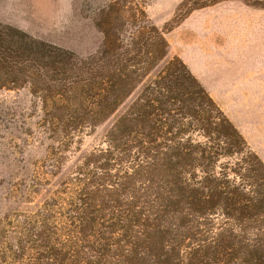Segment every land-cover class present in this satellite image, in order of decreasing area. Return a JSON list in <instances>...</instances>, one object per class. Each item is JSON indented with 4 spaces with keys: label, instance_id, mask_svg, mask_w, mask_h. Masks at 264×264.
I'll return each instance as SVG.
<instances>
[{
    "label": "trees",
    "instance_id": "trees-1",
    "mask_svg": "<svg viewBox=\"0 0 264 264\" xmlns=\"http://www.w3.org/2000/svg\"><path fill=\"white\" fill-rule=\"evenodd\" d=\"M116 6L88 56L0 23V92L28 90L53 141L32 200L0 216V264H264L263 160L180 58L160 67L146 12ZM133 97L65 170L76 138Z\"/></svg>",
    "mask_w": 264,
    "mask_h": 264
},
{
    "label": "rangeland",
    "instance_id": "rangeland-1",
    "mask_svg": "<svg viewBox=\"0 0 264 264\" xmlns=\"http://www.w3.org/2000/svg\"><path fill=\"white\" fill-rule=\"evenodd\" d=\"M111 2L127 16L146 12L168 43L160 67L180 58L264 162V7L253 0H0V23L88 56L103 42L101 18ZM134 97L76 138L65 170L103 142ZM50 137L28 90L0 92V216L32 200L24 194Z\"/></svg>",
    "mask_w": 264,
    "mask_h": 264
}]
</instances>
